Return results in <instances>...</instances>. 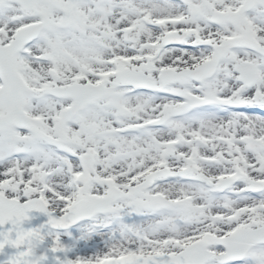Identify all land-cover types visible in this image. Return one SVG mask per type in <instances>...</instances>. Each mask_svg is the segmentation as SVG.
I'll list each match as a JSON object with an SVG mask.
<instances>
[{
	"label": "snow or ice",
	"instance_id": "obj_1",
	"mask_svg": "<svg viewBox=\"0 0 264 264\" xmlns=\"http://www.w3.org/2000/svg\"><path fill=\"white\" fill-rule=\"evenodd\" d=\"M0 264H264V0H0Z\"/></svg>",
	"mask_w": 264,
	"mask_h": 264
}]
</instances>
